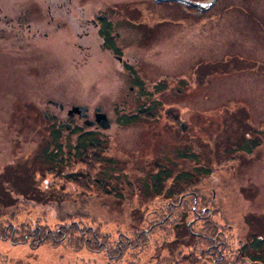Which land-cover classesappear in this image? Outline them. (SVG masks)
I'll use <instances>...</instances> for the list:
<instances>
[{
	"label": "rangeland",
	"instance_id": "374dc122",
	"mask_svg": "<svg viewBox=\"0 0 264 264\" xmlns=\"http://www.w3.org/2000/svg\"><path fill=\"white\" fill-rule=\"evenodd\" d=\"M50 2L0 0V264H264V0H217L203 15L155 0H59L65 15L47 24ZM100 13L136 79L96 29L74 34L72 17ZM19 16L25 28H12ZM37 23L48 37L33 35ZM74 104L91 119L102 107L111 127L70 118ZM144 106L152 116L118 122ZM44 112L73 124L66 152L75 128L103 148L45 163ZM167 169L158 194L152 176Z\"/></svg>",
	"mask_w": 264,
	"mask_h": 264
},
{
	"label": "trees",
	"instance_id": "16d2710c",
	"mask_svg": "<svg viewBox=\"0 0 264 264\" xmlns=\"http://www.w3.org/2000/svg\"><path fill=\"white\" fill-rule=\"evenodd\" d=\"M136 71L134 72L135 75ZM138 76L135 75V79ZM133 80V79H132ZM139 85L142 84V82H138ZM140 113L139 114H131V115H123L120 116L118 119L119 123H122L124 125H131L133 123H137L139 122V120L142 118L143 113L152 116L153 113L150 112V109L147 108L146 106L142 107L139 109ZM64 130V126H61L57 123H53L52 128H50V132H49V138H50V148L49 146H46L42 151H44L43 154V159L45 160V163L48 164H52L54 165H64L65 163V156H68V158H76L78 160V162H84V158L86 156H88V154L90 152L93 151H97V150H101L103 148V146L101 145V137H99V134H96L93 131H89V130H82L79 128H75L74 130H72L71 133L75 134L77 133V138H76V143L74 145L71 144L70 140H69V144L67 145L68 150L67 152L65 151L66 147H63L62 145V140L63 137L62 133ZM256 146H253V148ZM247 150L252 151L251 149L247 148ZM154 179V184L155 187H157V192L158 194H162L164 192V185L165 183L172 178V174L170 173V171L167 170H161L158 173H156V175L152 176ZM253 245V249L254 251H258L261 250L263 247V241L256 239L253 240L252 242ZM247 257H251L250 255H248ZM253 260L257 261L259 258L257 257H251ZM260 261V259H259Z\"/></svg>",
	"mask_w": 264,
	"mask_h": 264
},
{
	"label": "flooded vegetation",
	"instance_id": "af4514ba",
	"mask_svg": "<svg viewBox=\"0 0 264 264\" xmlns=\"http://www.w3.org/2000/svg\"><path fill=\"white\" fill-rule=\"evenodd\" d=\"M55 3H54V2ZM68 4L72 3V0H70V2H67ZM65 4H63V2H59L56 1V0H51L50 4L48 5L47 7V11L51 12V7L53 8L54 7V12L55 13V16H51V18L48 20L47 24H51V22L54 21L55 17L58 16L59 14L60 15H65V13L63 12L64 6ZM70 9V8H69ZM68 13H70L71 11L67 10ZM196 13V12H195ZM71 15V13H70ZM72 17V16H71ZM17 22H14V23H11L10 25L12 26V28L16 27L17 25L22 28L24 27L25 28V25L23 23V20L22 18H20V16L16 19ZM74 25V34H76L77 38L80 39V41L82 40H86L89 36H90V31L94 29L97 30L98 33H100L101 35V38H102V41H103V44H104V47L110 52L111 55H113V57H116L120 60V63L124 66V68L128 71V75H130L131 77H134L133 76V68L129 65L128 66V62L127 61H124V57H123V54H121L120 52V47L118 46V43H116V40H117V37L119 38V32L116 33V36L114 37V34H113V31L115 29V26L113 24V22L107 18L106 14H98V15H95L93 18L91 19H87V18H80V17H72V20H71ZM28 27V29L32 30L33 29V24L28 22L26 24ZM41 25H37L34 24V27L37 29L33 32V35H44L46 37L49 36V33L47 32H42L40 31V27ZM57 27L59 28V30L63 27V25L61 23H59L57 25ZM81 46H83L82 44H79ZM51 101H53L52 99L51 100H48V103H51ZM55 105V104H54ZM56 107H59V109L61 111L65 110V107L63 109H61L60 106L58 105H55ZM68 111V109H67ZM90 113V112H89ZM90 116H91V113H90ZM52 117L54 118V120H56V122H60L59 120V116L56 115V114H53ZM92 117V116H91ZM96 117V112L94 113V119ZM48 119H50L51 117L48 115L47 116ZM74 119V118H73ZM67 122V120L65 121V119L61 122V125H64L65 123ZM96 128H98L96 125H95Z\"/></svg>",
	"mask_w": 264,
	"mask_h": 264
},
{
	"label": "water",
	"instance_id": "95a60500",
	"mask_svg": "<svg viewBox=\"0 0 264 264\" xmlns=\"http://www.w3.org/2000/svg\"><path fill=\"white\" fill-rule=\"evenodd\" d=\"M157 2H160V1H164V2H177L181 5H185V6H188L190 8H196L197 11L199 13H206V11H209L211 10L217 0H205V1H191V0H156ZM58 104V103H57ZM64 105H61V108L63 109ZM88 111V106H82V105H74L69 111V115L71 117H74L75 114H79L80 117H84L86 120H85V124H88V125H95V124H99L102 128L104 129H109V127H111V120L110 118H108V115L104 112H102V107H97L96 109V120L95 121H91L89 119V112ZM72 125L71 124H68V129H71ZM187 124L183 123L182 124V129L185 131L187 129Z\"/></svg>",
	"mask_w": 264,
	"mask_h": 264
}]
</instances>
